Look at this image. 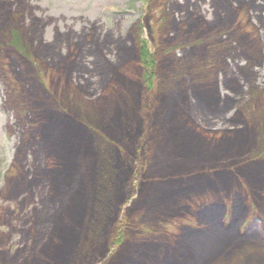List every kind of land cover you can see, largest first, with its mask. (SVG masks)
Masks as SVG:
<instances>
[{"label": "rangeland", "instance_id": "obj_1", "mask_svg": "<svg viewBox=\"0 0 264 264\" xmlns=\"http://www.w3.org/2000/svg\"><path fill=\"white\" fill-rule=\"evenodd\" d=\"M213 26L220 46L198 52L190 34ZM12 32L21 51L4 43ZM35 131L33 155L21 144ZM60 137L91 159V176L84 160L75 167L82 209L69 242L60 230L77 196L56 187L68 183ZM38 166L57 183H31ZM157 191L175 196L151 207ZM46 207L57 229L42 264L139 263L136 236L152 228L191 263L202 249L210 264H264V0H0V264L28 247L15 264H34Z\"/></svg>", "mask_w": 264, "mask_h": 264}, {"label": "trees", "instance_id": "obj_2", "mask_svg": "<svg viewBox=\"0 0 264 264\" xmlns=\"http://www.w3.org/2000/svg\"><path fill=\"white\" fill-rule=\"evenodd\" d=\"M8 33H10V31ZM14 34H16V33H13V32L11 33V35L13 36V39H12L13 41L10 40V42H4V43H11V47L14 46L15 49H18L21 51V49H19V43H21V41L18 37L14 36ZM138 37H139V35L135 32L133 34V37H132V39L134 38L133 42H134L135 48L136 49L140 48L142 51L143 46H144V50H145V42L144 41L138 40L136 42V39ZM190 37H191V41L193 43V46L197 49L198 52H201V53L215 52V50L220 46L219 41H220L221 37H220L219 30L217 29L216 26H213L206 31H199L197 29L193 30L192 33L190 34ZM13 53H15V52H13ZM27 54H29V53H27ZM147 54H149V53L146 49V61H145V63H146V78L144 79V82L146 83L145 84L146 89H150V88H152V79H153L152 67H154L155 65H154L152 60L151 61L149 60V58L151 56L148 57ZM18 55L21 57L20 59L24 62V63L21 62V64L18 63V67L21 70H23L25 67H29L31 69L32 65L35 63L34 59L31 57H28V55H20V54H18ZM71 57L72 56L70 54L69 56H67V59L69 60ZM168 107H170V105H168ZM17 115H19V113ZM63 118L68 120L64 116H63ZM44 120L45 119L43 117V119L39 122V124L41 123V125H42ZM27 121H29L30 123H33L34 119L32 117V121H30V120H27ZM35 124L37 126H39V124H37L36 122H35ZM31 128H33V127H31ZM65 134H66V132L64 133V136H65ZM28 137L30 138L29 142L24 143L25 140H26L25 142H27ZM28 137L26 138V136H25L22 138V140L24 138L25 139L22 141L23 144H21V146H22V149H23V147L27 148L34 155L36 153L37 149L39 148L38 147L39 136H38L37 131H35V134H29ZM71 138H73V136ZM71 138L65 139V137H64V139H62L60 137L59 141L56 143V145L58 147H60V157L63 159L62 165L65 163L64 159L68 160V164H69L68 169L66 170L68 183L64 182L66 180L65 179L64 181L59 183L60 185H58L56 187L68 188L70 186L71 190L73 191V193H72L73 197L77 196L76 198L72 197L73 201H71L69 203V205L67 206V210H68V212H70V219L71 220L68 219V223L63 224L62 229L60 230L61 231L60 235L68 238L67 242H69L72 237L76 236L74 234L76 233L77 227H78L77 226V219H79L81 209H82L81 205L79 207V204H81V203L78 200V195H77L79 184L81 183V180H77L75 178L77 176V174L75 173V167H76V165L80 164L81 160H84L83 162L86 164V165H84L85 169H83V174L87 173L88 176H91V173H90V171H91L90 170L91 159H90L89 154H82V153H80V151H77V149L79 150L80 147H78V145H76V143H73V145L71 146L70 145L71 142H74L73 139L70 140ZM76 141H79V140L76 139ZM41 144L42 143L39 142V145H41ZM55 160L58 164L61 163L60 162L61 160H59L58 157H55ZM50 161L54 164V168H55V163L53 162V160H50ZM38 167H39V170L41 171L40 176L36 172H33L35 174V176L32 178H29L31 183H37L40 185L39 187L47 188V185L44 182L48 183V181L50 180L51 184L54 185V183L56 182L58 171H56L53 167L52 168L51 167H47V168L43 167V169L40 166H38ZM60 170H61V168L59 169V171ZM89 182H90V180H89ZM173 195L175 196L174 192H166V193L163 192L162 193L161 191H157V193H155L154 196L151 197L149 205H151V207L156 205L155 208H161V206L167 202V199L172 197ZM75 200H77V201H75ZM170 202L171 203L177 202L176 197L171 198ZM155 208H150L148 213L152 211L151 209H155ZM179 208L180 207L174 208L175 210L173 213H175V215L179 213V211H178ZM50 210H51V207H46L44 210H42L41 208H37V213H38V215H40V217H39L40 223H43V222H45V223L49 222V223H47L41 227H38L35 224L36 227L33 229L34 233L36 234V238H37L36 244H35L36 249H35V253H34V257H33L34 264H42V260H40L41 257L39 258L38 262H36V260L38 258L37 251L40 252L41 248H43L40 246L41 244H44L43 238L47 234H51L52 236H54L56 233L55 231H56L57 227L54 224L55 217H52V215L49 214ZM168 210L169 209L165 210L164 213L166 214L168 212ZM215 218H214V220H215ZM207 220H209L208 224L209 223L212 224L211 217H207ZM214 220H213V222H214ZM49 225H53V226L49 227ZM119 226H121L122 228L129 227V225L127 223H125L123 220L119 222ZM160 229H162V228H156V229L152 228L151 231H148L146 229L148 232H146L145 235L139 234L136 236L135 243L138 245L137 246H136V244L134 245V246H136V248H135L136 252H135V256H133V257L141 259V260L139 261V263L135 262L134 264H146V262L149 260H150V264H210V259L213 257L209 258L208 253H206L202 249H199L196 251L195 256H197V258L195 260H193L192 263L189 262L188 259H186L184 254L182 255L183 259H179V258H177V256L174 257L175 253L179 252L176 250L178 247H175L172 244V241L167 240V242H163L162 241L163 236H161V234L159 232ZM77 233H78V231H77ZM29 234H30V232H29ZM58 237L60 238V239H58V242L53 244V250H55V252L58 251L63 246L62 240L64 237H60V236H58ZM182 249H183V246H182ZM25 251H20V253L18 254V257L14 258V264L17 260H18V263H19V261H22V260L25 261L24 257H22V256H24V254H26L27 252H32L29 249V247ZM58 252H60V251H58ZM179 254L180 253H178V255ZM146 255H150V256H148L149 259L147 261H146ZM151 256H153V257L151 258ZM64 262H69V264H74L70 261H64ZM64 264H66V263H64Z\"/></svg>", "mask_w": 264, "mask_h": 264}]
</instances>
